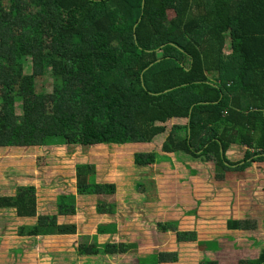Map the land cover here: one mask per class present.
Masks as SVG:
<instances>
[{
	"label": "trees",
	"instance_id": "obj_1",
	"mask_svg": "<svg viewBox=\"0 0 264 264\" xmlns=\"http://www.w3.org/2000/svg\"><path fill=\"white\" fill-rule=\"evenodd\" d=\"M46 77L49 93L40 88ZM171 120L165 154L204 157L221 177L264 161V0H0V149L150 144ZM232 146L247 148L238 163L228 160ZM135 161L155 163L156 154ZM95 172L78 165L76 193L58 194L54 213H39L33 184L1 195L0 209L36 218L19 227L22 236L76 234L78 225L60 218L77 213V196L95 199L98 215L118 214L108 198L115 185L91 181ZM254 226L248 216L227 222ZM97 230L93 243L80 241V255L137 247L101 241L117 233L115 221ZM168 230L178 242L197 239L196 230ZM158 255L153 264L179 259ZM237 264H264V251Z\"/></svg>",
	"mask_w": 264,
	"mask_h": 264
},
{
	"label": "rangeland",
	"instance_id": "obj_2",
	"mask_svg": "<svg viewBox=\"0 0 264 264\" xmlns=\"http://www.w3.org/2000/svg\"><path fill=\"white\" fill-rule=\"evenodd\" d=\"M163 14L174 16L172 10ZM32 72L29 64L26 74ZM41 84L46 93L52 91L50 78ZM22 107L19 100L20 113ZM175 123L167 122L166 133L150 144L0 149V196L14 195L20 185L33 184L39 213H54L58 194L76 193V167L90 164L96 171L91 181L113 183L116 191L108 198L118 204V214L111 218L96 214L95 199L77 196V213L60 218L78 225V232L70 235L22 236L19 227L36 218L24 219L14 210L0 209V264H153L162 251L179 254L178 262L166 264H201L205 258L237 264L257 259L264 251V161H250L244 172L221 177L215 163L204 157L165 154L162 147ZM246 152L245 146H232L228 160L238 163ZM142 153L156 154V162H136L135 155ZM247 216L256 226L227 228L229 219ZM110 221L117 223V233L102 235L101 241L110 237L137 247L112 255H80V241L93 243L97 229ZM163 226L196 230L197 239L178 242L176 232H164Z\"/></svg>",
	"mask_w": 264,
	"mask_h": 264
}]
</instances>
